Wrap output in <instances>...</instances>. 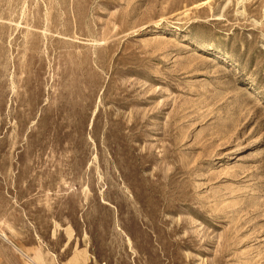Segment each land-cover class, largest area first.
Instances as JSON below:
<instances>
[{
	"label": "rangeland",
	"instance_id": "obj_1",
	"mask_svg": "<svg viewBox=\"0 0 264 264\" xmlns=\"http://www.w3.org/2000/svg\"><path fill=\"white\" fill-rule=\"evenodd\" d=\"M0 264H264V0H0Z\"/></svg>",
	"mask_w": 264,
	"mask_h": 264
},
{
	"label": "bare ground",
	"instance_id": "obj_2",
	"mask_svg": "<svg viewBox=\"0 0 264 264\" xmlns=\"http://www.w3.org/2000/svg\"><path fill=\"white\" fill-rule=\"evenodd\" d=\"M3 236L6 237L5 234H2V237H3ZM29 260H31V259L29 258ZM33 263H34V262H33Z\"/></svg>",
	"mask_w": 264,
	"mask_h": 264
}]
</instances>
